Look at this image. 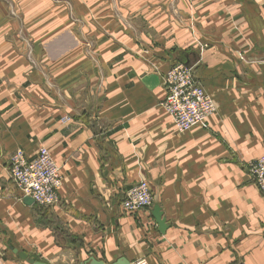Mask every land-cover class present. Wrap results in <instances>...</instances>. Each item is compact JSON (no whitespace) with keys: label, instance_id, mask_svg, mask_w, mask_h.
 Masks as SVG:
<instances>
[{"label":"crops","instance_id":"1","mask_svg":"<svg viewBox=\"0 0 264 264\" xmlns=\"http://www.w3.org/2000/svg\"><path fill=\"white\" fill-rule=\"evenodd\" d=\"M177 61L216 105L205 127L180 131L163 106ZM41 146L62 178L52 206L26 205L9 175L15 150ZM263 154L264 0H0V264H29L12 248L47 264H264L249 172ZM141 180L153 203L127 213Z\"/></svg>","mask_w":264,"mask_h":264},{"label":"built area","instance_id":"2","mask_svg":"<svg viewBox=\"0 0 264 264\" xmlns=\"http://www.w3.org/2000/svg\"><path fill=\"white\" fill-rule=\"evenodd\" d=\"M164 84L166 97L163 106L177 128L186 131L194 126L205 127L207 117L215 112L216 105L195 78L193 67L180 61L172 63L164 75ZM249 172L264 194V154L250 163ZM9 175L22 194L31 197L35 204L52 206L58 202L62 178L46 147L41 146L32 158L21 149L15 150L10 155ZM152 203L150 185L141 180L126 190L121 205L125 212L132 214ZM135 264L148 263L139 259Z\"/></svg>","mask_w":264,"mask_h":264},{"label":"water","instance_id":"3","mask_svg":"<svg viewBox=\"0 0 264 264\" xmlns=\"http://www.w3.org/2000/svg\"><path fill=\"white\" fill-rule=\"evenodd\" d=\"M23 201L26 205H31L34 203L32 198L28 196H25ZM152 214L159 228V231L163 232L166 229V225H165V221L162 217L161 210L158 205H155L153 207ZM12 252L15 253L18 258L27 261L29 264H47L43 261H39V260H36L30 257L27 253L23 251H18L16 248H12ZM80 264H106V263L102 260L96 259L93 256H89L87 259L82 261ZM110 264H131V262L125 259L124 257H119Z\"/></svg>","mask_w":264,"mask_h":264},{"label":"rangeland","instance_id":"4","mask_svg":"<svg viewBox=\"0 0 264 264\" xmlns=\"http://www.w3.org/2000/svg\"><path fill=\"white\" fill-rule=\"evenodd\" d=\"M70 6V5H69ZM10 7V8H9ZM11 7L12 6H10L9 4H8V8H7V10H8V15H10L12 18H14V19H17L19 22H20V18H18V16H17V13H15L14 11H11ZM69 17L70 18H73V15H72V13H70L69 14ZM18 31H19V35H20V37H23V39H25L26 37H25V33H24V29L23 28H19L18 29ZM55 46L51 49L50 48V50H49V52H50V54L52 53H56V51H58V49L59 48H66V49H68V48H70L71 47V50H72V48L74 47L73 45V39H71V40H69V43L67 42L66 44H62L61 46H57L56 44H54ZM19 47H24L23 49H24V52H25V55H32V53L31 52H34V51H38V49L37 48H34L33 49V51H31V44L30 43H28L27 45H18ZM87 47H88V50H89V48H90V44L89 43H87ZM34 55V54H33ZM36 55V54H35Z\"/></svg>","mask_w":264,"mask_h":264}]
</instances>
